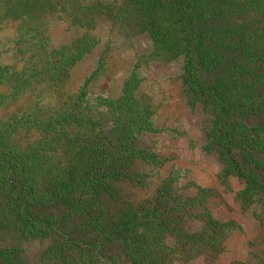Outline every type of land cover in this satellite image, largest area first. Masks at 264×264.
<instances>
[{
    "label": "trees",
    "instance_id": "16d2710c",
    "mask_svg": "<svg viewBox=\"0 0 264 264\" xmlns=\"http://www.w3.org/2000/svg\"><path fill=\"white\" fill-rule=\"evenodd\" d=\"M103 15L146 33L150 60L181 59L188 103L207 115L203 149L221 163L217 181L226 193L239 182L234 200L264 230V0H0V29L16 23L22 58L0 66V264H27L23 244L34 242L44 246L37 264H214L241 230L214 214L216 188L171 166L152 196L126 192L167 162L134 146L156 131L135 70L114 98L91 94L88 80L76 99L63 89L100 39L85 32L50 48L52 20L94 30ZM91 111L107 112L109 126ZM254 260L264 264V245Z\"/></svg>",
    "mask_w": 264,
    "mask_h": 264
},
{
    "label": "rangeland",
    "instance_id": "374dc122",
    "mask_svg": "<svg viewBox=\"0 0 264 264\" xmlns=\"http://www.w3.org/2000/svg\"><path fill=\"white\" fill-rule=\"evenodd\" d=\"M86 2H111L118 6L124 0H84ZM85 32L100 39V42L71 69L64 83V91L71 99H76L78 88L88 80V91L93 95L116 97L120 93L124 80L135 70L140 80L136 95H147L155 113L151 117L155 132L149 133L134 144L136 148H151L167 159L159 169V175L145 178V188L128 186L132 199L139 201L152 196L171 166L187 171L186 180H192L203 187H214L220 192V198L213 202L216 216L231 219L240 225L228 238L224 251L214 264H231L239 261L252 264L255 254L264 245V230L257 220L241 212L234 200L239 182L231 178V192H224L217 181L221 163L213 153L203 149L207 115L202 107L190 105L182 87V61L170 62L150 60L148 54L152 48L146 33H136L126 23H120L109 15H103L94 30L72 26L64 17L56 16L49 26L48 39L50 48L69 43ZM16 23L8 21L0 29V66L22 65L18 53ZM90 116L99 120L105 128L109 126V115L105 111H91ZM79 126L70 124V134L78 132ZM85 133L94 134L90 129ZM136 171H148L149 167L135 165ZM185 181V180H184ZM197 219V218H196ZM194 220L191 229L199 226ZM14 243L10 241L9 244ZM44 246L41 243L23 244V257L27 264H37L39 254ZM177 264H205L201 256Z\"/></svg>",
    "mask_w": 264,
    "mask_h": 264
}]
</instances>
